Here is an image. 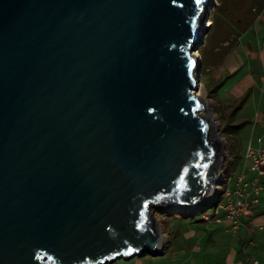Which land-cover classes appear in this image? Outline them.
Masks as SVG:
<instances>
[{
	"label": "water",
	"instance_id": "95a60500",
	"mask_svg": "<svg viewBox=\"0 0 264 264\" xmlns=\"http://www.w3.org/2000/svg\"><path fill=\"white\" fill-rule=\"evenodd\" d=\"M209 2L0 0V264L157 255L152 209L209 202Z\"/></svg>",
	"mask_w": 264,
	"mask_h": 264
},
{
	"label": "rangeland",
	"instance_id": "374dc122",
	"mask_svg": "<svg viewBox=\"0 0 264 264\" xmlns=\"http://www.w3.org/2000/svg\"><path fill=\"white\" fill-rule=\"evenodd\" d=\"M209 5L208 20L210 23L212 21L213 25L206 31L204 35L205 40L196 51L201 62L200 83L198 85L200 90L199 95L208 102L211 108L210 112L218 127L217 131L220 137L226 141L225 164L222 167V177L226 181L220 180L217 190L209 202L198 208V212L194 215L184 217L181 213L184 210L176 211V209H170L165 206L153 208V216L158 219L159 229L163 235L162 253L160 255L144 254L142 256H135L131 260L138 258L147 260L157 259L160 262L157 264H176V253H179V251H176V234L179 238H192L191 241H187L188 248L184 250L185 253L182 252L184 255H193V260L189 262L190 264H225V261H223L224 255L227 254L228 250L235 260L242 253L241 246L237 245L236 239L232 236L230 237V235H220L214 232L213 239L210 240L212 230L217 225L210 223V221H202L201 216L214 212L216 205H211V202L217 197H219V200L216 202L217 205L225 202L223 190L233 189L237 174L243 171L244 165L250 168L252 163L250 160H246L244 156L245 149L249 144L248 138L251 135V132L245 129V127L249 128V124H244V126L242 125L238 129H233L234 131L229 127L226 129V126L227 124L233 125L236 121L240 122V115H237L236 118L233 115L231 118L229 115L231 108L229 107H233L234 105L240 106L246 95L250 93V90L243 92L241 95L238 90H232L231 92V85L241 80L250 67L253 66L255 63L252 57L253 52L264 47V10L261 11L260 9L264 5V0H210ZM226 29L231 34L233 33V36L236 35L237 39L234 44L227 46L230 51L227 52L228 59L222 65L223 67L221 66V69L225 72V77L215 83L208 79V74L215 72V70L212 68L210 72L207 71L206 65H209L216 57L219 59L220 53L212 55V50L224 39L225 33L227 35ZM231 34L227 35L229 44L234 39ZM237 44L240 46V50L236 49L232 51V47H236ZM246 50L248 51L247 55L245 54ZM231 64L235 67L230 68L231 71H235V69L238 71L226 78V75H228L227 68ZM245 87V83L243 82L239 89L243 90ZM235 100L237 101L234 104ZM219 192L221 193L220 195ZM218 210L220 213L222 212L221 209ZM209 219H214V216L211 215ZM190 232H195V235L188 236ZM228 238L230 242V244L228 243L229 246L227 245ZM195 247L196 249H194ZM252 252H254L253 249ZM257 254L264 257L262 249L258 250ZM123 261L124 259H117L108 264H122Z\"/></svg>",
	"mask_w": 264,
	"mask_h": 264
},
{
	"label": "crops",
	"instance_id": "0c3cea01",
	"mask_svg": "<svg viewBox=\"0 0 264 264\" xmlns=\"http://www.w3.org/2000/svg\"><path fill=\"white\" fill-rule=\"evenodd\" d=\"M262 6L263 7L260 8L261 11L264 10V5ZM226 31L227 35L229 36L231 32L227 29ZM227 35L225 33L224 39H222V41L220 42L221 45H219L220 43L217 44L212 50V55L220 53L219 59L216 57V59H218L217 61H215L216 59H214V61L209 63V65H206L208 68L207 71L210 72L212 68H214L215 70V72H211L208 74V79L211 82L216 83L224 79L225 77V72L221 68L223 67L222 65L224 64V62L228 59L227 52L229 51V48H227V46L234 44L237 39L236 35L233 36L232 33L231 35L234 39L232 40V43L229 44ZM236 49L240 50V46L238 44L236 47H232L231 50L233 51ZM247 53L248 51L246 50L245 54L247 55ZM252 57L255 60L253 66L250 67L249 71L245 73L244 77L241 80L236 81L231 85V92L232 90H238L240 95L243 94V92H248L250 90V93L246 95V98L242 101L240 106H238L239 108H237V110L235 111L234 117L236 118L237 115H240V122L236 121L235 123L237 125L244 126V124H249V128L245 127V129L251 132L250 138H248V143L251 144V146H253L254 148L264 149V47H261L258 51H254ZM229 66L230 67L227 68L228 75H226V78L232 76L233 74H235V72L238 71L236 69L235 71H231L230 68H235L233 64ZM219 67L221 70L219 69ZM243 82L245 83L246 87L241 90L239 89V87H241V83ZM236 101L237 100L234 101V104ZM242 170L245 171L247 178H250L253 175L252 164L250 168H247V166L244 165ZM261 183V192L259 194L257 193V195L251 194L248 197L249 200H251L252 198L257 199V202L251 205L252 214L249 216H242L240 218V223L236 229L231 228L232 222L224 217L223 211L220 213L218 210V215L221 218L220 221H216L214 219L206 220L204 219L203 215L201 216L202 221H210V223H214L215 225H217L212 230L210 240L213 239V233L217 232L220 235H230V237H234L236 239L235 242L237 243V245L241 246L240 248L242 253L236 260L233 259L234 256L231 255L228 250L227 254L224 255L223 261H225V264H264L263 255L257 254V251L261 249L264 252V176L261 178ZM220 194L221 193H219V195ZM193 235H195V232H190V234L188 233V236ZM191 240V237L179 238L176 234V251H179V253H176V264H188L189 262H191V260H193L192 254H182V252H184V250L188 248L187 241ZM228 243L230 244L229 238L227 239V245ZM194 249H196V247ZM252 249L254 250V252H252ZM161 253L162 252L157 255H160ZM255 261H257V263H254ZM157 263H160L157 259L147 260L144 258L132 260L131 258L124 259V261L122 262V264Z\"/></svg>",
	"mask_w": 264,
	"mask_h": 264
},
{
	"label": "built area",
	"instance_id": "2783aa9c",
	"mask_svg": "<svg viewBox=\"0 0 264 264\" xmlns=\"http://www.w3.org/2000/svg\"><path fill=\"white\" fill-rule=\"evenodd\" d=\"M244 156L246 160L252 162L253 175L247 178L245 171L237 174L234 181V188L223 190L225 202L221 205H217L216 203L214 212L212 213L214 220L220 221L221 218L218 215V209L221 208L224 217L232 222V229L237 228L242 216H249L252 214L251 205L257 202V199L252 198L249 200L248 197L251 194H259L262 189L261 178L264 176V149H257L251 146V144H248ZM221 181L225 182L226 179L222 177ZM210 216L211 214L203 215L206 220H209ZM254 263H257V261Z\"/></svg>",
	"mask_w": 264,
	"mask_h": 264
},
{
	"label": "trees",
	"instance_id": "16d2710c",
	"mask_svg": "<svg viewBox=\"0 0 264 264\" xmlns=\"http://www.w3.org/2000/svg\"><path fill=\"white\" fill-rule=\"evenodd\" d=\"M211 25H213V22L211 21V23H210V26ZM238 107L237 106H233L232 108H231V110H230V112L231 113H229V115L231 116V118H232V116L234 115V113H235V111H236V109H237ZM231 120V119H230ZM229 120V121H230ZM228 121V122H229ZM241 125H237V124H233V125H230V124H227V126H226V129H227V127H229V128H232V130L233 129H238L239 127H240ZM234 131V130H233ZM232 133V132H231ZM218 197L213 201V202H211V205H215V203L218 201ZM196 212H198V209H193V210H187V211H183V212H181L184 216H188V215H192V214H195ZM161 252V251H160Z\"/></svg>",
	"mask_w": 264,
	"mask_h": 264
},
{
	"label": "bare ground",
	"instance_id": "6f19581e",
	"mask_svg": "<svg viewBox=\"0 0 264 264\" xmlns=\"http://www.w3.org/2000/svg\"><path fill=\"white\" fill-rule=\"evenodd\" d=\"M206 25H210V21L209 20H207V22H206ZM195 54L197 55V53L195 52ZM197 94H199V85H198V89H197ZM162 241H163V235H162Z\"/></svg>",
	"mask_w": 264,
	"mask_h": 264
}]
</instances>
